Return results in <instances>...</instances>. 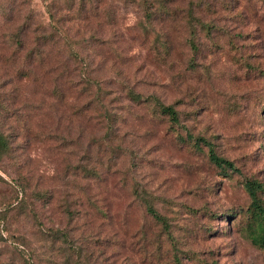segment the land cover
Listing matches in <instances>:
<instances>
[{"label":"rangeland","instance_id":"1","mask_svg":"<svg viewBox=\"0 0 264 264\" xmlns=\"http://www.w3.org/2000/svg\"><path fill=\"white\" fill-rule=\"evenodd\" d=\"M29 1L42 12L41 0ZM105 1L117 6L124 40L120 46L130 57L120 68L128 73L129 83L142 94L153 93L163 103H172L185 127L179 130L181 135L206 138L217 155L232 161L238 171L224 175L208 161L204 145L196 148L191 140H177L166 121L150 116L145 107L129 102L120 92L110 95L116 96L114 104L121 108L122 119L109 134L118 137L121 148L109 161L102 148L96 152V141L104 137L101 124L83 131V152L90 162L100 157L114 167L104 184L113 217L109 224L100 219L92 223L105 240L104 261L97 264H173V246L182 252L178 253L181 264H264V248L248 237L249 199L243 187L246 178L260 182L264 202V77L246 65L264 70V0H207L196 14L214 28L210 36H199V53L193 55L185 44L179 18L178 33H169L171 49L162 60L155 59L148 43L131 28L134 7ZM175 1L184 6L188 0ZM2 76L0 64V82ZM32 90L27 80L20 94ZM125 105H129L126 110ZM34 159L40 169L56 167L49 183L59 193L64 162L50 156L55 162L48 163L42 150L35 151ZM0 176L5 179L0 181V197L9 196V177L2 172ZM145 204L164 217L167 228L145 212ZM35 219H19L5 230L0 224V264H31L28 254L33 264L83 263L73 247L68 249L71 242L83 249L81 222L68 223L56 206H38ZM37 222L43 229L68 230L71 241L49 248ZM13 231L25 234L23 251L8 238Z\"/></svg>","mask_w":264,"mask_h":264},{"label":"trees","instance_id":"2","mask_svg":"<svg viewBox=\"0 0 264 264\" xmlns=\"http://www.w3.org/2000/svg\"><path fill=\"white\" fill-rule=\"evenodd\" d=\"M117 1L134 7L135 22L131 28L136 29L140 40L148 43L158 60L170 52L169 33H178L177 19L182 21L183 40L193 55L200 51L199 36H210L214 28L211 21L196 14L198 8L206 7L207 0H188L184 6L175 0ZM41 2L40 13L30 6L29 0H0V64L4 75L0 82V172L9 177L6 185L12 190L9 196L0 197V224L5 230L19 219L29 217L36 221L38 206L43 209L56 206L68 223L83 224V249L81 245L68 243L71 236L66 229L50 226L43 229L37 222L35 226L38 224L42 229L39 234L49 241V248L59 241H66L68 249L73 247L71 250L83 259V263L75 260L73 264H97L100 259L104 261L101 247L105 240L92 223L100 219V223L109 224L113 217L104 184L114 168L108 162L121 148L118 137L109 134L112 126L122 119L121 108L114 104L116 96L110 95L120 92L129 102L145 107L150 116L166 121L177 140L189 143L191 140L196 148L204 145L208 161L224 175L238 170L232 161L217 155L206 138L188 132L181 135L179 130L185 127L180 124V114L172 103H163L153 93L142 94L129 83L128 73L120 68L130 57L124 54L127 49L120 46L124 43L122 24L113 1ZM246 65L247 70L264 77V70L247 62ZM27 80L33 90L20 94ZM123 108L126 110L129 105ZM261 109L264 111V103ZM93 123L104 128V137L96 141V152L103 149L105 159L109 160L105 164L100 157L90 162L86 151L83 152V131ZM40 150L46 154L48 163L55 162H51L50 156L64 162L60 184L63 189L59 193L49 183L57 173L56 167L40 169L35 164L34 153ZM0 181L5 183L1 176ZM243 187L249 199L245 209L248 237L264 248L262 185L246 178ZM144 209L167 228L164 217L152 206L145 204ZM24 235L18 231L7 234L21 251L26 249L22 244ZM178 253L182 252L173 246V264H181ZM28 257L33 264L32 256ZM60 264L68 263L64 260Z\"/></svg>","mask_w":264,"mask_h":264}]
</instances>
